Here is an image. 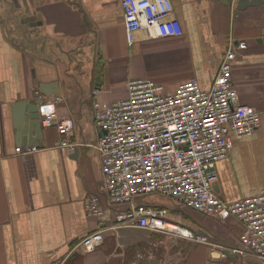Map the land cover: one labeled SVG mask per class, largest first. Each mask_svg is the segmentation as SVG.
I'll use <instances>...</instances> for the list:
<instances>
[{"label": "crops", "instance_id": "0c3cea01", "mask_svg": "<svg viewBox=\"0 0 264 264\" xmlns=\"http://www.w3.org/2000/svg\"><path fill=\"white\" fill-rule=\"evenodd\" d=\"M22 3L42 24L19 31L0 16V264H66L75 255L80 264H264L231 251L243 231L239 221L188 208L181 222L206 235L209 244L161 239L151 231L159 240L135 242L119 229L105 233L94 252L77 248L98 226L87 214L88 197L98 194L105 201L95 100L126 99L133 80L152 79L174 92L195 76L210 88L233 41L248 45L232 64L240 102L256 108L262 121L252 135L233 137L229 158L217 166L214 190L228 201L264 192V0L245 10L238 9L239 0H173L184 34L150 37L140 30L132 45L122 0ZM38 97L77 120L69 136L73 151L59 148V130L43 121L36 142L19 138V105ZM27 145L39 151L16 152Z\"/></svg>", "mask_w": 264, "mask_h": 264}, {"label": "built area", "instance_id": "2783aa9c", "mask_svg": "<svg viewBox=\"0 0 264 264\" xmlns=\"http://www.w3.org/2000/svg\"><path fill=\"white\" fill-rule=\"evenodd\" d=\"M122 6L130 45L140 30L150 37L184 34L181 21L173 15V0H122ZM247 47L245 41L231 42L210 88H203L195 76L174 92L152 79L133 80L126 99L112 104L95 100L94 121L101 132L97 147L102 160L100 194L105 201L98 194L88 197L87 214L98 220V226L77 248L94 252L103 244L105 233L124 228L209 244L206 235L170 218L171 214L183 218L188 208L219 220L239 221L243 231L231 251L264 262V192L228 201L214 190L217 166L229 158L233 137L252 135L262 121L256 108L240 102L233 82L237 51ZM40 114L43 124L59 130L58 147L73 151L76 144L69 136L77 120L60 115L56 102L43 103ZM37 151V146L27 145L16 152ZM151 195L172 199L174 206L138 201Z\"/></svg>", "mask_w": 264, "mask_h": 264}, {"label": "water", "instance_id": "95a60500", "mask_svg": "<svg viewBox=\"0 0 264 264\" xmlns=\"http://www.w3.org/2000/svg\"><path fill=\"white\" fill-rule=\"evenodd\" d=\"M22 1L25 0H0V16L7 17V20L13 22L17 30L21 31L22 27L29 25L36 27L42 22L38 21L29 8L23 6ZM221 3L228 5L231 0H219ZM262 0H239L238 9L245 10L249 6H260ZM47 94H45L46 96ZM45 103L41 97L32 101H24L20 103V111L18 112V129L19 138H23L24 142H36L40 138L42 129V117L40 114L41 105ZM32 146V145H31ZM226 250L225 253H229Z\"/></svg>", "mask_w": 264, "mask_h": 264}, {"label": "rangeland", "instance_id": "374dc122", "mask_svg": "<svg viewBox=\"0 0 264 264\" xmlns=\"http://www.w3.org/2000/svg\"><path fill=\"white\" fill-rule=\"evenodd\" d=\"M146 201L148 204L150 205H153V206H166V207H173L174 206V203L172 201V199H168V198H163L159 195H151V196H147V197H144V198H138V201ZM122 234L128 236L129 238L128 239H132L133 241L135 242H142V241H156V240H159L156 235L153 236V232H149V231H145V230H136V229H123L121 230ZM159 234V233H158ZM161 235L163 238L161 239H164L165 236L167 235H164V234H159ZM154 237V238H152ZM160 242H163V241H157V243H160ZM179 242V240H178Z\"/></svg>", "mask_w": 264, "mask_h": 264}, {"label": "trees", "instance_id": "16d2710c", "mask_svg": "<svg viewBox=\"0 0 264 264\" xmlns=\"http://www.w3.org/2000/svg\"><path fill=\"white\" fill-rule=\"evenodd\" d=\"M171 215H172V214H171ZM171 215H170V218H171L173 221L178 222V223L184 225L181 221L185 218V214H184V217H183V218H179V217H177L176 215H174V216H171ZM75 244H76V243H75ZM81 262H82V257H81V256H76V255H75V257H74V256L71 257V258L67 261L66 264H80Z\"/></svg>", "mask_w": 264, "mask_h": 264}]
</instances>
